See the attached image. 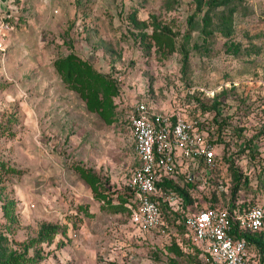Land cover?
I'll use <instances>...</instances> for the list:
<instances>
[{
  "label": "rangeland",
  "instance_id": "1",
  "mask_svg": "<svg viewBox=\"0 0 264 264\" xmlns=\"http://www.w3.org/2000/svg\"><path fill=\"white\" fill-rule=\"evenodd\" d=\"M7 2L0 264H205L182 224L169 219L142 234L115 210L137 165L130 115L137 101L156 113L182 112L191 88L237 82L200 98L207 122L214 103L228 116V156L207 188L193 192L203 199L195 207L232 197L229 164L242 173L233 198L264 201V0ZM49 226L56 231L35 241Z\"/></svg>",
  "mask_w": 264,
  "mask_h": 264
},
{
  "label": "built area",
  "instance_id": "2",
  "mask_svg": "<svg viewBox=\"0 0 264 264\" xmlns=\"http://www.w3.org/2000/svg\"><path fill=\"white\" fill-rule=\"evenodd\" d=\"M234 86L237 82L226 81L215 89L193 87L189 93L200 90L213 96L223 87ZM191 115L180 110L171 115L156 113L146 101L135 103L129 128L137 165L126 183L134 194V203L128 205L130 223L142 234L159 229L164 223L161 205H165L168 211L182 217L192 241L202 249L206 264H255L256 254L240 231L257 232L264 237V201L240 210L209 206L211 201L206 199L204 207L191 209L183 205L180 194L161 185L168 179L204 190L218 165L220 150L204 130L203 116L199 111ZM235 229L238 234L233 233Z\"/></svg>",
  "mask_w": 264,
  "mask_h": 264
},
{
  "label": "trees",
  "instance_id": "3",
  "mask_svg": "<svg viewBox=\"0 0 264 264\" xmlns=\"http://www.w3.org/2000/svg\"><path fill=\"white\" fill-rule=\"evenodd\" d=\"M216 1L217 0H212V2H216ZM217 94H220V93H217ZM188 95H189V97H191L192 103L190 105V108H188L187 110H184V111H186V112L188 111L190 113V115L193 114L195 111H199V113L203 116V121L201 122V124L204 127V130L208 133V136L213 138V142L217 145V147L220 150V156L218 158V165H219L228 156V154L223 152L224 146H225V139L223 138V134L221 131L222 127L227 123L228 116L220 117L221 109H219V108L215 109L216 104L214 103L213 107H212L213 112L211 113L210 122H207V119H206L207 115L198 109V106L200 104H202L200 98L209 97L210 99H213L216 95L207 96L205 93H203L200 90H195L192 94L189 93ZM250 146H252V139L251 138L248 139L244 143L241 151H244L246 148H249ZM253 147H255V144L253 145ZM216 168L212 171V173H214ZM229 168L231 169V173L233 175V182H234L232 189H231L232 197L230 196L229 199H227V202H223L222 198H220V196H217V197L209 196L208 200L211 201L209 206H217V203H221V206H227L229 209L238 208L241 210L243 208L248 207L249 205H251L254 202L253 201H252V203H250L249 201L238 202L239 200L233 198L234 193L241 186L240 180L242 178V173L240 171H238L237 169H235L234 167H232V164H229ZM212 176H213V174H212ZM211 178H210V180H211ZM247 178H249V177H247V175H243L244 181H246ZM161 185H163L165 188L174 190L178 194H180L183 198V201H184L183 205L184 206H187V207L193 209V208H196L195 206L198 203H200L199 196L194 197V195H193L194 194L193 192L198 190V189H193L194 187L188 183L181 186L178 183H174L171 180L164 179L163 182L161 183ZM133 198H134L133 191L130 188H128V192L123 197V201L121 203L122 207H119V209H115V210H120L122 208L123 210L126 211V213L128 215H130V209H129L128 205L134 203ZM195 201H197L196 205L194 204ZM244 202H246V203H244ZM3 210H4L5 214H8V203H7V205L4 204ZM161 212H162V219H163L164 223H163V225H161L159 227V229L166 226V223L169 221V219L176 222L178 224V226L183 225L182 224V222H183L182 217L177 213L168 211L165 205H161ZM56 228H57L56 226H49V227L43 228L42 230L39 231L38 236L34 240L38 241V242L46 240L49 235L53 234L56 231ZM233 233L238 234L239 232L235 229V231ZM240 234L244 236V238L249 242L250 246L252 247L253 251L255 252V254H256V258H255L256 263L255 264H264V237L257 232H251L248 230L240 231ZM188 235H189V233H188ZM189 237H190V235H189ZM194 244L195 245H193V250L195 251V253L197 255H200L204 260V257L202 255V252H203L202 249L195 242H194ZM178 252H179V250H178Z\"/></svg>",
  "mask_w": 264,
  "mask_h": 264
},
{
  "label": "water",
  "instance_id": "4",
  "mask_svg": "<svg viewBox=\"0 0 264 264\" xmlns=\"http://www.w3.org/2000/svg\"><path fill=\"white\" fill-rule=\"evenodd\" d=\"M7 0H0L2 4H5Z\"/></svg>",
  "mask_w": 264,
  "mask_h": 264
},
{
  "label": "crops",
  "instance_id": "5",
  "mask_svg": "<svg viewBox=\"0 0 264 264\" xmlns=\"http://www.w3.org/2000/svg\"><path fill=\"white\" fill-rule=\"evenodd\" d=\"M217 206H221V203H217Z\"/></svg>",
  "mask_w": 264,
  "mask_h": 264
}]
</instances>
